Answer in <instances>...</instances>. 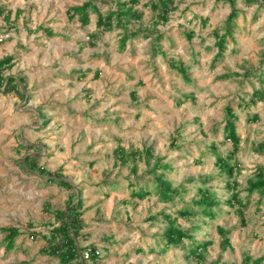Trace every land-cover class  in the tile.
<instances>
[{
    "label": "rangeland",
    "instance_id": "rangeland-1",
    "mask_svg": "<svg viewBox=\"0 0 264 264\" xmlns=\"http://www.w3.org/2000/svg\"><path fill=\"white\" fill-rule=\"evenodd\" d=\"M84 1L0 0V58L13 57L2 75L23 79L11 92L0 86V227L18 229L9 249L0 231V264H61L44 248L56 211L77 198L76 243L98 254L87 264H264V196L247 190L264 168L257 148L264 142V2H236L234 31L217 57L213 31L223 32L230 11L224 0H173L163 21L151 0H138L132 11L140 19H114L105 30L90 8L87 22L70 9ZM92 1L105 14L123 0ZM125 28L140 31L121 46ZM226 106L237 116L235 188L215 164L232 148ZM118 146L150 148L151 157L122 163ZM29 154L44 172L24 163ZM159 173L177 190L171 199L159 194ZM131 183L149 193L132 196ZM203 187L220 202L215 215H179L197 209L192 200ZM232 192L247 203L242 213L226 202ZM169 220L183 230L197 226L194 241L166 246ZM199 241L209 243L197 259L191 247Z\"/></svg>",
    "mask_w": 264,
    "mask_h": 264
},
{
    "label": "trees",
    "instance_id": "trees-1",
    "mask_svg": "<svg viewBox=\"0 0 264 264\" xmlns=\"http://www.w3.org/2000/svg\"><path fill=\"white\" fill-rule=\"evenodd\" d=\"M230 5V11L226 17L222 25L223 32L221 34L218 33L217 29L213 31L216 41L215 45L217 48L216 56L219 57L222 55V52L225 49L226 37H230L234 31L235 27V19L238 16L239 9L236 7V2L238 0H224ZM245 4L250 5L253 3L262 4L264 0H242ZM138 2V0H123L119 2L120 8L116 10H108L107 13L103 14L99 12L96 8L95 4L92 0L84 1L81 5L72 6L70 9L74 11L75 14L81 15V19L83 22H87L88 20V12L87 9L90 8L97 14L96 26L98 29L105 30L111 29L113 21L119 23L125 19H129L132 21H137L141 18V14L138 12L132 11V7ZM173 0H151L149 2V6L152 10L157 11L156 15L159 19L166 20L167 12L172 7ZM2 12V10H0ZM73 13V14H74ZM71 14V17L72 15ZM6 21H9V14L5 16ZM124 27V26H123ZM125 32L120 37V45L123 46L127 39L131 37H135L139 34L140 30H128L125 28ZM45 31L52 34L51 30L45 28ZM99 31V30H98ZM150 31H146L145 36H148ZM98 32H93L91 34L92 37H95ZM187 36L190 38L192 33H188ZM161 35H157L154 37V41L157 42L161 39ZM158 45V44H157ZM13 57L8 55L6 57L0 58V86H3L4 92H11L17 86L23 83V79L15 78L13 76H3L2 70L8 65H10ZM179 72L182 73L183 76L186 77V72L184 68L177 67ZM238 75V74H237ZM229 75H224L223 77H228ZM259 92H254L253 97L258 95ZM226 117L224 120V138L229 140L232 148L226 156H222L221 154L216 155L215 164L219 168V171L223 172L226 175V185L231 188L236 187V182L234 180H230L233 177L234 171L238 167V163L233 161L234 155L239 150V137L235 132V120L236 115L234 114L233 109L230 106L225 107ZM258 150H262L264 148V142H259L257 144ZM118 160L122 163H126L127 161H137L139 159H143L144 161H149L151 157L150 148L141 152L139 150H130L127 151L122 146H118L115 149ZM24 163L28 165L30 168L36 169L38 171L44 172V168L37 165L36 156L33 154H29L24 158ZM168 166L163 164L160 166V169H167ZM157 169V166H154L150 169V172H154ZM257 172V179L254 181H249V185L247 190L249 193L258 192L260 197L264 196V168L263 166H259ZM46 174H50L46 171ZM162 174H156L155 179L158 181L159 186V194L163 199H171L173 194H177L176 189H172L167 184L166 180L162 179ZM58 177V178H57ZM55 179L58 180L60 185L66 186L71 190V195L74 194V187L64 178L57 176ZM52 179V177H50ZM204 179L210 180L213 179V175L207 174L204 176ZM203 181V180H202ZM135 184V185H133ZM149 193L148 190L143 189L142 186L137 183H131V195L135 196L139 199H142ZM199 197L192 200L193 205L197 207L195 210L193 209H182L179 211V215L181 216H192L195 215L197 211H199L203 216L213 217L215 215L214 207L220 203L217 201L210 191L208 187L199 188L198 190ZM226 202L231 207H236V210L242 213L243 206L247 205L246 202H242L238 193L232 192L231 196L226 200ZM81 204L82 201L80 198H77V201L71 199L67 204L66 208L63 210L56 211V224L51 228V237L47 241L48 248H44V252L46 253H54L58 254L59 260L61 264H87V260L94 261L97 258V252L94 247L88 246L87 248H80L76 243V238L80 234L81 229L83 228V222L80 218L81 216ZM165 217H169L164 213ZM171 225L164 233L165 237V245L166 246H179L183 245L184 239H189L193 242V235L191 234L192 229H197V226H192L191 229H180L178 227L172 226V220H169ZM0 231L4 233V242L7 248L13 247L14 239L18 234V229L14 226H4L0 227ZM209 242L199 241L196 242L191 247L192 255H195L197 259L201 257L200 249L205 248ZM83 249V250H82ZM85 249H89V256L87 258L83 257V251ZM200 264V263H198Z\"/></svg>",
    "mask_w": 264,
    "mask_h": 264
},
{
    "label": "built area",
    "instance_id": "built-area-1",
    "mask_svg": "<svg viewBox=\"0 0 264 264\" xmlns=\"http://www.w3.org/2000/svg\"><path fill=\"white\" fill-rule=\"evenodd\" d=\"M88 250H89V249H85V250L83 251V257H84V258H87V257L89 256V252H88Z\"/></svg>",
    "mask_w": 264,
    "mask_h": 264
}]
</instances>
